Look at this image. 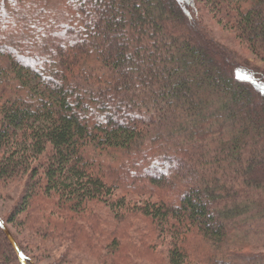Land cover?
<instances>
[{"label":"trees","instance_id":"1","mask_svg":"<svg viewBox=\"0 0 264 264\" xmlns=\"http://www.w3.org/2000/svg\"><path fill=\"white\" fill-rule=\"evenodd\" d=\"M205 5L264 61V0H0L2 219L53 264H264V69Z\"/></svg>","mask_w":264,"mask_h":264},{"label":"rangeland","instance_id":"2","mask_svg":"<svg viewBox=\"0 0 264 264\" xmlns=\"http://www.w3.org/2000/svg\"><path fill=\"white\" fill-rule=\"evenodd\" d=\"M203 14H204V21L205 25L208 26V28L211 29L213 34L215 35V38L219 40L221 43L229 46L231 49L236 50L239 52L240 56L249 61L250 63H253L255 66L264 69V61L259 59L255 54H253L247 45L237 36L236 32L233 29H230L228 26H225L224 24L220 23L217 18L213 16V14L208 9V6H203ZM238 75L243 78H252V75H250L248 72L244 70H239ZM11 184V183H10ZM7 187L6 189L0 188V216L7 217L9 213L12 211L14 205L16 204L18 197L21 194L22 191V181H19L18 183H13ZM146 196H137L134 197L131 202H137L141 201L143 199H146ZM104 213H108V209L104 208ZM136 224H139V221H136ZM12 231L15 233V235L19 238V240L26 246V251L28 254H26L23 250V252L29 257L30 261L29 264H53L56 260L60 258V255L63 251V247H57L55 250L51 251L50 253L41 252V245L38 241L33 238V236H29L32 240L34 246H27L24 242V236L23 231L19 228L12 227L10 225ZM25 233V231H24ZM25 235V234H24ZM72 256V255H71ZM73 257V256H72ZM72 257L69 258L68 264H93V262L90 259L82 258V257H76L73 259Z\"/></svg>","mask_w":264,"mask_h":264},{"label":"water","instance_id":"3","mask_svg":"<svg viewBox=\"0 0 264 264\" xmlns=\"http://www.w3.org/2000/svg\"><path fill=\"white\" fill-rule=\"evenodd\" d=\"M0 226L4 233L6 234L7 238L11 242L15 252L17 253V256L21 262V264H29V257L23 252L21 246L19 245L18 241L16 240L15 236L7 226V224L4 222V220L0 216Z\"/></svg>","mask_w":264,"mask_h":264}]
</instances>
